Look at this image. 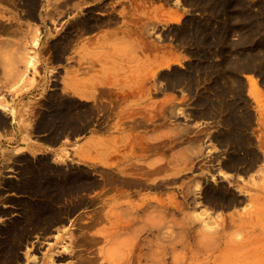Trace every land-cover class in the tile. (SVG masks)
<instances>
[{"label":"rangeland","instance_id":"374dc122","mask_svg":"<svg viewBox=\"0 0 264 264\" xmlns=\"http://www.w3.org/2000/svg\"><path fill=\"white\" fill-rule=\"evenodd\" d=\"M28 1L32 4H28ZM188 1L108 0L105 4L110 3L111 6L104 9L102 3L100 8L93 6L95 3L100 4V0H73L69 2L74 5L68 3L67 7L60 4L62 0H0V232L3 231L0 236L4 233L0 237V242L8 233L9 241L12 243L16 241L13 244L19 241L23 232L29 234L24 237L23 245L18 247L19 249L4 246L2 248L0 244V264H10V261L8 263L1 260L3 256H8V252L11 257L15 255L19 257L17 262L12 260L13 264H42V261L43 264H76L80 254L71 256L75 253L85 254L86 259L95 257L96 261L93 264H264V112H260L264 110V104H257V110L253 112V104L243 97L245 103L233 104L238 118L234 119L235 121L227 112H221L219 115L217 113L218 116L202 113L204 117L201 114L197 92L201 90L206 92L207 96L204 98L206 102L215 100V103L221 105L223 104L221 100L224 101L220 99L222 93L216 87L217 0H204L206 3L202 0L204 2L202 4L199 0H192L193 2L190 0L189 3ZM25 4L28 9L24 7ZM33 4H38L37 13L34 11L35 18L31 16L30 7ZM255 6L257 14L264 16V0H256ZM127 11L130 12L129 19L126 15L122 17ZM110 13L114 14L113 19ZM91 19L100 27L93 26ZM38 20L42 25L33 27L31 23ZM127 20H130V23ZM47 24L53 25L54 29L49 30ZM84 27L87 28L84 30ZM183 28L190 32V35L186 34L192 38L195 36L207 38L208 45L206 41L199 45L197 39L186 40L183 37ZM96 30L101 32L98 37L102 38L100 47L103 49L107 33L116 30L109 36L127 35L125 40L127 42L124 44L119 40L120 42H115L114 48L122 47L128 51L130 79L158 80L159 75L164 78V74L167 78L171 73L174 74L175 70L169 72L173 64L182 69L176 70L177 75H184L185 72H190L189 68H193L191 72L194 75L193 80L200 79L194 82L200 86L194 94L185 87L187 84H178L183 86L182 90L188 95L183 94L186 98H182L176 105L177 123L172 125L176 132L173 130L171 137L178 140L187 138H183L181 143L162 146L160 156L157 154V162L153 160L152 140L151 136H148V133H151L149 127L152 126V105L148 106L150 109L148 113L134 110L129 112L128 118L117 120L116 108L101 96L93 106H80L69 96L73 89L70 82L71 72L64 75L62 89L33 88L31 83L34 82H27L30 70L41 78L42 67H46L54 60L51 46H54L55 54L62 62L61 54L69 53L66 57L69 66L66 68H71L70 64L74 62L87 63L83 56L79 61V52L73 54L71 48L80 40L88 39L89 33L94 31L96 33ZM170 33L172 35L169 40ZM174 34L182 45L177 47L176 56H170L169 46L171 45L173 51ZM155 47H160V54ZM202 49L207 52L206 56L200 55L199 50L203 51ZM46 54L49 57H45ZM201 57H204V60ZM199 60L206 64L201 70H197ZM103 64L105 65L104 57L96 58L92 67L98 71ZM146 65L148 66L146 69L153 70L142 71ZM105 75L104 71L95 77L98 84H102ZM138 106L130 104L131 109H137ZM196 111L197 113H194ZM238 114H241V118ZM75 118L80 119L83 124L78 125L79 129L75 123H71ZM182 120L186 121L185 125H179ZM89 125L95 126L99 131L112 129L113 133H128L120 138L113 137V142L107 144L106 151L102 153L101 150L96 151L94 154L96 158L92 160L81 157L79 148L65 149L64 154L58 159L62 165L69 164L73 169H77L74 173L68 170L64 172L62 167L55 166L52 167V176L43 178L42 175L48 172L46 168L49 165L45 162L47 158L41 157L45 162L42 163L39 161L40 158L33 154V150L31 154L27 152L17 154L25 147L27 149L32 140L38 139L34 136L36 132H47L45 140L57 141L64 134L80 131V128L84 129ZM235 131L244 135L246 143L242 140L237 146L232 140L237 146L233 147L230 138ZM49 133L51 138H48ZM139 138L143 142L142 145L150 142V147H147V144L146 147L141 146ZM132 140L138 141L137 144L134 145ZM136 146L138 148H134ZM143 148L145 150H141ZM137 151L145 153L140 155L141 152ZM115 152L117 156L113 155ZM132 152H137L138 155ZM234 160L239 163H234ZM156 165L163 166L160 167L163 172L148 176V172L151 173ZM37 166L43 168L36 171ZM126 167L129 170L124 171ZM30 172L36 174L32 177ZM139 172L142 174L144 172V175H140ZM16 173L22 175V180H37L36 184L26 187V190L31 188L26 191V195H36V201L19 200L22 203L12 201L14 197L19 199L25 195L15 192L14 187L21 184L15 181L16 176L13 175H17ZM73 177L76 184L63 182L72 181ZM127 178L130 180L127 181ZM43 179H53L58 185L52 189L54 183L41 182ZM8 182L13 184L11 185L13 188H10ZM119 183L120 187L117 186ZM118 187L124 190L120 192ZM54 190L60 191L57 192L59 196L54 194ZM9 193L11 195L5 197ZM40 194L45 197L44 201L40 200L43 198ZM78 194L81 195L80 199H64ZM55 196L58 200L52 198ZM30 202L33 204L29 205ZM34 205H37L36 209ZM66 212H73L76 215H68ZM57 216L62 219H58ZM125 216L133 221H128ZM8 225L13 226L9 228ZM130 241L134 243L130 245ZM23 247L24 249H21ZM64 254L67 259L66 257L64 259ZM34 255L37 256V261ZM132 258H135V261Z\"/></svg>","mask_w":264,"mask_h":264},{"label":"crops","instance_id":"0c3cea01","mask_svg":"<svg viewBox=\"0 0 264 264\" xmlns=\"http://www.w3.org/2000/svg\"><path fill=\"white\" fill-rule=\"evenodd\" d=\"M235 1L236 2H234V0H223L222 3L225 2L224 4L221 2L217 4L216 29L218 30L216 31V51L218 49V53L216 55L215 69L216 87L218 91L223 94L222 97L224 100L233 101L234 98L235 101L233 102L236 103L239 101L238 104H241L246 101L243 97L247 98L253 104V112H256V105L259 103L264 104V16L257 14L255 6L256 0ZM31 24L33 27L35 25H42L40 20H38V22L33 21ZM47 28L53 30L54 26L47 24ZM110 29L112 30V28ZM116 30L110 33H114ZM94 32L89 33L88 39L84 41L80 40L71 48L73 54L79 52V61L85 57L83 59L88 61L87 63L77 64L74 62L70 64L71 68H66L67 65L69 66L68 60H66L69 53L61 54L63 58L62 62L55 54L54 46H51L52 58H54V60L49 62L46 67H42L41 78L34 75L33 70H30V76L27 82H34L31 83L33 88H46L48 90L51 88L54 90L62 89L64 87L62 84L64 75L66 72H71V81H69L74 90L72 89V94H69V96L74 98L80 106H93L100 99L97 100V98L101 96L107 103L116 108L117 118L115 119L117 120L128 118L129 112L134 110L148 113L150 111L148 106L152 105V126L149 127V129L151 128V133H148V135H151L153 138L151 141L153 147V160L157 162V154L160 156L162 146L168 144L173 145L176 142L181 143L183 142V138H187L183 137L178 140L177 138H172L171 133L173 130L176 132V130L172 128V125L177 123L176 105L182 98H186L183 94H185V96L188 94L182 90L183 86L175 84L170 78H161V75H159L158 80L153 79L151 81L148 79H130L128 76L129 65L127 64L128 51L122 47L114 48L115 42L121 41L125 44V42H127L125 41L127 35L119 34L115 36L111 34L109 36L110 33H107L104 38L106 41L104 44L105 49H103V47H100L102 38L98 37L101 32H98V30H96V33ZM171 35L170 33L169 40L171 39ZM220 38H222V41L219 40ZM128 39L127 37V40ZM172 39H174V48H172L173 51H171V45L169 46V55L176 56L177 47L182 44L177 40L175 34ZM86 40L88 44L85 45ZM155 48L159 50L158 54H160V47ZM47 56L46 54L45 57ZM102 57H104L105 65L103 64L101 69L97 71L92 67L93 62L96 61V58ZM170 67L172 69L170 68L169 72L173 70H182L175 64ZM146 68H148L147 65L142 71L153 70L151 68ZM104 71L106 72L105 78H103L102 84H98L95 77L98 75L100 76V73ZM33 78H35L34 81ZM91 80L95 82V85L90 83ZM227 89H230L231 92L227 91ZM130 104L139 106L137 109H131ZM260 112H264V110ZM96 118L97 116L94 118L95 121ZM185 120H182L179 125H185ZM191 130L192 129H190V131ZM70 133L71 134L66 133L58 141L52 142L44 139V137L48 135L47 132H36L34 136L38 137V139L32 140V142L28 144L27 149H25V147L22 151L17 152V154L26 152L31 154V150H33V154L36 155V157L44 156V158H47V164H49V166L62 167L64 172L68 170L74 173L76 169H73L72 165H62L58 159L59 156L64 154L65 149L79 148L81 157L92 160L96 158L94 154L98 151L95 142H99L100 145H103L100 146V150L106 151V146H108L107 143L110 142L113 137L120 138V136L126 135L128 132L113 133L112 129L99 131L95 126L89 125L80 132ZM148 146H150V144ZM159 166L160 165H156V169H158ZM156 169L155 167L153 168L155 172H157ZM160 169H158L159 173L161 172ZM155 172L154 175L158 173ZM16 174L17 175L13 176H16V180L22 182V175L19 173ZM35 174L34 172H30V176L32 177ZM50 175L51 171L48 170L42 177L47 178L50 177ZM43 181H45V179L41 182ZM12 193H14V191H12ZM10 195L9 193L5 197H9ZM64 199L77 200L80 199V194L72 197H65ZM73 215H76V213Z\"/></svg>","mask_w":264,"mask_h":264},{"label":"bare ground","instance_id":"6f19581e","mask_svg":"<svg viewBox=\"0 0 264 264\" xmlns=\"http://www.w3.org/2000/svg\"><path fill=\"white\" fill-rule=\"evenodd\" d=\"M69 1L71 2V1H73V0H62V2H61L60 4H61L62 6L65 7L66 5H68V3H70ZM97 1H98V0H97ZM191 1H192V0H191ZM191 1L189 0L188 3L191 2ZM199 1H202V0H199ZM203 1H204V0H203ZM203 1H202L200 4H202V3H204V2L206 3L208 0H207V1H204V2H203ZM221 1H223V0H217L216 2H217V4H218V3H220ZM224 1H225V0H224ZM106 2H108V0H100V4H99V3H95L93 6H94V8H96V7H99V8H100V5L103 4L104 9H107V8H109V7L111 6V4H110V3L105 4ZM143 2H144V1H143ZM192 2H193V1H192ZM227 2H228V1H227ZM234 2H236V1L234 0ZM234 2H233V3H234ZM25 3H26V2H25ZM101 3H102V4H101ZM127 3H128V2H127ZM197 3H198V2H197ZM221 3H222V2H221ZM224 3H225V2H224ZM224 3H222V4H224ZM233 3H232V6H233ZM26 4H27V3H26ZM26 4H25V6H24L25 8H27V7H26ZM28 4H30L29 1H28ZM31 4H32V3H31ZM31 4H30V5H31ZM70 4L74 5L73 3H70ZM80 4H81V3H80ZM92 4H93V3H92ZM98 4H99V5H98ZM104 4H105V5H104ZM208 4H210V2H209ZM214 4H215V3H214ZM236 4H237V3H236ZM17 5H18V4H17ZM19 5H20V4H19ZM19 5H18V6H19ZM23 5H24V3H23ZM192 5H193V4H192ZM27 6H28V5H27ZM203 6H204V4H203ZM207 6H209V5H207ZM215 6H216V4H215ZM37 7H38V4H37V5L33 4V5L30 7V8H32L31 16H33V18H35V16H34V11H35V10H36V13H37V10H38ZM66 7H67V6H66ZM91 7H92V6H91ZM101 7H102V6H101ZM134 7H135V6H134ZM21 8H22V6H21ZM136 8H137V7H136ZM204 8H205V7H204ZM208 8H209V7H208ZM27 9H28V8H27ZM29 10L31 11V9H29ZM93 10H94V9H93ZM30 11H29V12H30ZM108 11H109V10H108ZM111 11H113V10H111ZM29 12H27V13H28V16L30 15ZM113 13H114V12H113ZM122 13H123V11H121V14H122ZM110 14L112 15V16H111V15H110V16H111V18L113 19V18H114V14H112V13H110ZM131 14H133V13H131ZM116 15H118V14H115V16H116ZM125 15H126V18L129 19L130 12L127 11L126 14H123V15H122V17H125ZM133 15H134V14H133ZM131 16H132V15H131ZM37 17H38V16H37ZM37 17H36V18H37ZM120 17H121V16H120ZM122 17H121V18H122ZM31 18H32V17H31ZM91 18H92V17H91ZM131 18H132V17H131ZM137 18H139V17H137ZM191 18H192V17H191ZM96 19H97V18H96ZM96 19H95V20H96ZM109 20H110V19H109ZM114 20H115V19H114ZM203 20H204V19H203ZM89 21H90V20H89ZM100 21H101V20H100ZM129 21H130V20H127V22H129ZM131 21H132V20H131ZM186 21H187V20H186ZM198 21H199V20H198ZM205 21H206V20H205ZM91 22L94 23L93 26H96V25H97V22H96V21L93 22L92 19H91ZM117 22H118V21H117ZM121 22H122V21H121ZM133 22H134V21H132V23H133ZM187 22H189V21H187ZM83 23H84V22H83ZM92 23H91V24H92ZM113 23H114V21H113ZM129 23H130V22H129ZM232 23H233V22H232ZM79 24H80V23H79ZM84 24H85V23H84ZM86 24H87V22H86ZM91 24H90V25H91ZM191 24H192V23H191ZM191 24H190V25H191ZM86 26H87V25H86ZM97 26H99V25H97ZM192 26H193V25H192ZM202 26H203V23H202ZM78 27H79V26H78ZM80 27H81V26H80ZM88 27H89V26H88ZM91 27H92V26H91ZM99 27H100V26H99ZM183 27H185V26H183ZM76 28H77V27H76ZM76 28H75V29H76ZM86 28H87V27H86ZM86 28L84 27V30H85ZM185 28H186V27H185ZM185 28H183V30H184ZM82 29H83V28H81V30H82ZM88 29H89V28H88ZM95 29H96V28H95ZM95 29H94V30H95ZM215 29H216V27H215ZM215 29H214V30H215ZM233 29H234V28H233ZM78 30H80V28H79ZM217 30H218V29H216V31H217ZM76 31H77V30H76ZM86 31H87V30H86ZM88 31H90V30H88ZM188 31H190V30H188ZM199 31H200V30H199ZM201 31H202V30H201ZM201 31H200V32H201ZM79 32H80V31H79ZM191 32H192V31H191ZM196 32H197V31H196V29H195V33H196ZM186 33H188V32H187L186 30H184L183 37H184L186 40H187V39H188V40H189V39H192V40H193V39H197V43H198L199 45H202L203 43H205V41H206V43H207V41H208L207 38H204V39H203V38H199V37L195 36V34H194V36H195L196 38H195V37L192 38L191 36H189V35H190V34H189L190 32L188 33L189 35H187ZM206 33H207V31H206ZM208 33H210V32H208ZM192 34H193V33H192ZM198 34H199V33H198ZM216 34H217V33H216ZM230 34H231V33H230ZM206 35H207V34H206ZM208 35H210V34H208ZM208 35H207V36H208ZM203 36H205V35L203 34ZM223 36H224V35H223ZM223 36H222V37H223ZM218 38H219V37H218ZM221 39H222V38H220L219 40L222 41ZM217 42H218V41H217ZM229 42H230V41H229ZM207 45H208V43H207ZM217 48H218V47H217ZM205 49H206V48H205ZM220 49H221V48H220ZM187 50H188V48H187ZM202 50H203V49H202ZM197 51H198V50H197ZM203 51H204V50H203ZM203 51H200V50H199V53H200V52L203 53V54L200 53V55H201V56H206L205 54H207V52L205 53V51H204V52H203ZM217 51H218V49H217ZM219 51H220V50H219ZM188 52H190V51H188ZM192 52H193V51H192ZM194 52H195V51H194ZM199 53H198V55H199ZM217 53H218V52H217ZM193 55H194V54H193ZM196 55H197V54H196ZM198 57H199V56H198ZM199 58H200V57H199ZM201 58H202V60H204V59H203L204 57H201ZM208 58H209V57H208ZM208 58H207V59H208ZM208 60H210V59H208ZM192 63H193V62H192ZM195 63H196V62H195ZM197 63H198V64H197ZM197 63H196V64L198 65V66H197V67H198L197 70H201V69H203V67H205V65H206V64H204V62L201 61V60H199ZM205 63H206V62H205ZM208 67H209V66H208ZM210 67H211V66H210ZM210 67H209V68H210ZM189 70H190V72H185L184 75H177V74H178V73H177L178 71L175 70L176 72L174 71V74L171 73V74H170L171 76H169V77H167V78H170L171 80H173L175 84H180V85H181V83H182V84H183V83H184V84H187L186 86H185V85H184V86H185V87H188V90L190 91V93H193V94H194V92H196V90L198 89V87H200L199 85H195L194 82H195V81H200V79L197 78V80H193L194 75L191 73L192 70H193V68H192V69L189 68ZM189 70H188V71H189ZM206 70H207V69H206ZM204 71H205V70H204ZM180 72H181V71H180ZM166 73H167V72H166ZM168 73H169V72H168ZM175 73H176V74H175ZM188 73H190V74H188ZM182 74H183V72H182ZM165 75H166V74H164L163 77H166ZM167 76H168V75H167ZM89 80H90V79H89ZM89 80H88V81H89ZM88 81H87V82H88ZM169 81H170V80H169ZM73 82H74V81H73ZM77 82H78V81H77ZM79 82H80V81H79ZM90 83H91L92 85H95V82H94L93 80H91ZM171 83H172V81H171ZM174 83H173V84H174ZM73 84H74V83H73ZM80 84H81V83H80ZM88 84H89V83H88ZM91 84H90V86H91ZM173 84H172V85H173ZM74 85H75V84H74ZM78 85H79V84H78ZM170 85H171V84H170ZM71 86H72V85H71ZM80 86H82V85H80ZM72 87H73V86H72ZM74 87H75V86H74ZM77 87H78V86H77ZM80 88H82V87H80ZM201 88H202V87H201ZM208 88H210V86H208ZM208 88H207V89H208ZM184 89H187V88H184ZM202 89H203V88H202ZM210 89H211V88H210ZM230 89H231V88H230ZM230 89H229V90L227 89V91H230V92H231ZM232 89H233V87H232ZM73 90H74V89H73ZM81 90H82V89H81ZM198 90H199V89H198ZM198 90H197V91H198ZM233 90H234V89H233ZM115 94H116V93H115ZM197 94H199V95H198V98H199V99H197V101L199 100V102H200V104H201V108L199 109L200 112H201V114L203 113V114H206V115L211 116V115H213V114L217 115V113H218V115H219L221 112H223V113H224V112H227V114L229 113L228 115L231 114L229 117H231L232 120H234V119H235V120L238 119V118H236V117H237V114L235 113L236 111H235V108H234V106H233V104H235V102H233V101H235V99H234L233 97H232V98H233V101H230V100L228 101V100H224V98L222 97L223 94H222V96L220 95V96H221L220 99H223L224 101H227V102H224V101L221 100V102L223 103V104H221V105H223V106H221V105H218L217 102L215 103V102H214L215 100H213V101L207 100V102H206L204 98H206L207 95H206V92H203V90H201V92H199V93L197 92ZM234 94H235V93H234ZM121 95H122V94H121ZM236 96H237V95H236ZM232 98H231V99H232ZM236 100H237V98H236ZM238 102H239V101H238ZM238 102H236V105H237ZM219 103H220V101H219ZM216 104H217L218 106H217ZM47 105H48V104H47ZM238 105H239V104H238ZM199 106H200V105H199ZM199 106H198V107H199ZM226 107H227V108H226ZM239 107H240V106H239ZM243 107H244V106H243ZM223 109H224V111H223ZM231 109H232V110H231ZM237 109H238V108H237ZM243 109H246V108H243ZM238 110H239V109H238ZM240 111H241V108H240ZM243 111H244V110H242V112H243ZM246 112H247V111H246ZM194 113H197V111L194 112ZM211 113H212V114H211ZM237 113H239V111H238ZM244 113H245V112H244ZM44 114H45V113H44ZM203 114H202V115H203ZM234 114H235V115H234ZM247 114H248V113H247ZM218 115H217V116H218ZM228 115H227V117H228ZM238 115H239V114H238ZM240 115H241V114H240ZM240 115H239L238 117L241 118ZM195 116H196V114H195ZM203 116H204V115H203ZM242 116H244L243 113H242ZM43 117H44V116H43ZM204 117H205V116H204ZM221 117H222V116H221ZM223 117H224V115H223ZM227 117H226V118H227ZM40 118H41V117H40ZM226 118H223V119H226ZM240 118H239V119H240ZM247 118H248V117H247ZM242 119H244V118H242ZM39 120H40V119H39ZM235 120H234V121H235ZM229 121H230V119H229ZM243 121H244V120H243ZM223 122H224V120H223ZM236 122L241 123L240 121H236ZM245 122H246V121H245ZM71 123H75L77 126H76L75 124H74V125H75L78 129H79V127H80L81 125H83V124L80 122V119H78V118H75V119H74V122L72 121ZM221 123H222V122H221ZM243 123H244V122H243ZM37 124H38V123H37ZM223 124H224V123H223ZM225 124H226V121H225ZM228 124H229V123H228ZM241 124H242V123H241ZM40 125H41V124H40ZM78 125H80V126H78ZM238 125H240V124H238ZM70 126H71V125H70ZM231 126H233V124H231ZM40 127H41V126H40ZM71 127H72V126H71ZM76 127H75V128H76ZM235 127H236V126H235ZM237 127H238V126H237ZM239 127H240V126H239ZM242 127H243V126H242ZM244 127H245V125H244ZM244 127H243V128H244ZM46 129H47V128H46ZM80 129H81L80 131L83 130V128H80ZM84 129H85V128H84ZM241 129H242V128H241ZM230 130H231V129H230ZM232 130H233V129H232ZM238 130H239V128H238ZM242 130H243V129H242ZM68 131H69V130H68ZM80 131H77V132H80ZM53 132H54V131H53ZM233 132H234V131H233ZM242 132H244V130H243ZM227 133H228V131H227ZM56 134H57V133H56ZM69 134H71V133H69ZM72 134H73V133H72ZM230 134H231V133H230ZM218 135H220V134H218ZM55 136H56V135H55ZM148 136H149V135H148ZM150 136H151V135H150ZM223 136L225 137V135H223ZM223 136H222V138H223ZM243 136H244V135H242V133H240V132L238 133L237 131H235V133L231 134V138H230V140H231V142H232V140H233V142H236V144H237V143L239 144L242 140H243V141H242L243 143H246V138H244ZM49 137H50V133H49L48 138H49ZM56 137H57V136H56ZM151 137H152V136H151ZM151 137H150V140L153 139V138L151 139ZM215 137H216V136H215ZM218 137H219V136H218ZM227 137H228V136H227ZM229 137H230V136H229ZM242 137H243V138H242ZM46 138H47V137H46ZM50 138H51V137H50ZM222 138H221V140H223ZM145 139H146V138H145ZM216 139L218 140V139H220V138H216ZM228 139H229V138H228ZM228 139H227V140H228ZM53 140H54V139H53ZM137 140H138V139H137ZM139 140H140L139 142H140V144H141L142 141H141L140 138H139ZM147 140H149V139H147ZM221 140H220L219 142H221ZM49 141H51V140H49ZM57 141H58V140H57ZM126 141L128 142V139H127ZM143 141H144V140H143ZM52 142H53V141H52ZM112 142H113V140H111V141L108 142L107 144H110V143H112ZM129 142H130V141H129ZM132 142L134 143V145H136L138 141L136 142V141H133V140H132ZM132 142H131V143H132ZM228 142H229V140H228ZM231 142H230V144L233 143V142H232V143H231ZM149 143H150V142H149ZM222 143H223V141H222ZM224 143L226 144V142H224ZM142 144H143V142H142ZM142 144H141V146H145L147 143L144 144V145H142ZM225 144H224V145H225ZM230 144L228 143V145H230ZM238 144H237V146H238ZM240 144H241V143H240ZM95 145L97 146V150H100L99 148H100L101 145L99 144V142H95ZM127 145H128V144H127ZM129 145H130V143H129ZM148 145H149V144H148ZM146 146H147V145H146ZM146 146H145V147H146ZM225 146H226V145H225ZM237 146H235L234 143H233V147H237ZM127 147H128V146H127ZM138 147H139V143H138ZM138 147L136 146V147H134V148H138ZM147 147H150V146H147ZM151 147H152V146H151ZM152 148H153V147H152ZM128 149H129V147H128ZM150 149H151V148H150ZM233 149H235V148H233ZM114 150H116V149H114ZM134 150H135V149H134ZM134 150H133V151H134ZM139 150H140V149H139ZM141 150H144V148L141 149ZM152 150H153V149H152ZM240 150H241V149H240ZM102 151H104V150H101V153H102ZM148 151H149V148H148ZM113 152H114V151H113ZM137 152H138V151H137ZM137 152H136V153H135V152H134V153L132 152V153H133V154H137ZM140 152H141V151H140ZM140 152H138V153H140ZM146 152H147V149H146ZM144 153H145V152H144ZM144 153L141 152L140 155H144ZM111 154H112V153H111ZM116 154H117V153L115 152V154H113V155H116ZM100 155L104 156L103 154H100ZM113 155H110V156H113ZM137 155H138V154H137ZM237 155H239V154H237ZM116 156H117V155H116ZM43 157H44V156H43ZM38 158H40L39 161L41 160L42 163L44 162V161L41 159V157H38ZM235 158H236V157H235ZM113 160H114V159H113ZM227 160H228V159H227ZM229 160H230V159H229ZM235 160H236V159H235ZM235 160H234V161H235ZM137 161L139 162V160H137ZM240 161H241V160H240ZM242 161H243V160H242ZM45 162H46V164H47V161H45ZM45 162H44V163H45ZM138 162H137V163H138ZM141 162H143V161L141 160ZM231 162H232V161H231ZM237 162H238V161H237ZM237 162L235 161L234 163H237ZM31 163H32V162H31ZM48 163H49V162H48ZM232 163H233V162H232ZM238 163H239V162H238ZM46 164H45V165H46ZM132 164H133V163H132ZM140 164H142V163H140ZM32 165H35V164H32ZM48 165H49V164H48ZM129 165H130V164H129ZM134 165H135V164H134ZM142 165H144V164H142ZM229 165L231 166V164H229ZM235 165L237 166L238 164H235ZM27 166H29V165H27ZM27 166H26V167H27ZM225 166L227 167V165H225ZM52 167H53V166H50V168H49V166H48L46 169H48L49 171L53 172V168H52ZM127 167H128V166H127ZM127 167L124 168V171L129 170V169H127ZM133 167H134V166H133ZM141 167H142V166H141ZM149 167H150V166H149ZM154 167H155V166H154ZM159 167L162 168L163 166H159ZM159 167H158V169H160ZM28 168H30V167H28ZM42 168H43V167H38V166H37L36 171L41 170ZM54 168H55V167H54ZM143 168H144V167H143ZM151 168H152V167H151ZM145 169H147V168L145 167ZM155 169H156V167H155ZM158 169H156V171L159 173V170H158ZM26 170H27V169H26ZM30 170H31V169H30ZM30 170H29V171H30ZM76 170H77V169H76ZM131 170H132V169H131ZM136 170H137V169H136ZM160 170H162V169H160ZM22 171H24V170H22ZM22 171H21V172H22ZM36 171H35V172H36ZM139 171H141V170H139ZM71 172H72V171H71ZM75 172H76V171H75ZM133 172H134V169H133ZM145 172L147 173V171H145ZM154 172H155V170H152L151 173H148L149 175H148V174H147V175H148V176H150L151 174L154 175ZM157 172H155V173H157ZM162 172H163V171H162ZM162 172H161V173H162ZM139 173H140V172H139ZM19 174H20V173H19ZM19 174H18V175H19ZM137 174H138V173H137ZM116 175H118V174H116ZM140 175H144V172H143V174L140 173ZM147 175H146V176H147ZM51 176H52V175H50V177H51ZM114 177H116V176H114ZM119 177H120V176H119ZM121 177H122V176H121ZM125 178H126V176H125ZM15 179H16V178H15ZM122 179H123V177H122L120 180H122ZM133 179H134V178H133ZM133 179H132V180H133ZM138 179H139V178H138ZM140 179H141V178H140ZM115 180H116V179H114V181H115ZM117 180H119V179H117ZM129 180H130V179H129ZM129 180H128V178H127V181H129ZM136 180H137V179H136ZM15 181H16V182H19V180H15ZM20 181H21V180H20ZM36 181H37L36 179H33V180H31V179H29V180H24V179H23V181L20 182L21 184H19V185H18V184H17V185L15 184V185H16V186L14 187L15 192H16V193H21V194L24 193L25 195H23V197H21V198H19V199H17V197H14L12 201H15V202L17 201V202H18L19 200H27V201H32V202H33V201L36 199V195H33L32 193H31V194H32L31 196H30L29 194H28L29 196L26 195V191H28L29 189L31 190L30 187L28 188V190H26V187H28V185L36 184V183H35ZM40 181H41V180H40ZM45 181H46V183H49V184L54 183V187H52V189L55 188L56 185H58L57 183H55V180H53V179H48V181H47V180H45ZM111 181H112V180H111ZM114 181H112V182H114ZM138 181H139V180H138ZM141 181H142V180H141ZM143 181H144V179H143ZM63 182H64V183H70V182H71L72 185L76 184V181L74 180V177L72 178V181H67V180H66V181H63ZM112 182H110V183H112ZM124 182H125V180L123 181V183H124ZM135 182H136V181H135ZM139 182H140V181H139ZM6 183H7V182H6ZM115 183H116V182H115ZM115 183H114V184H115ZM121 183H122V182H121ZM141 183H142V182H141ZM144 183H145V182H144ZM158 183H159V182H158ZM114 184L112 185V186H113L112 188L115 187ZM116 184H117V183H116ZM119 184H120V183H119ZM136 184H137V183H136ZM142 184H143V183H142ZM142 184H141V185H142ZM8 185L10 186V188H13V187L11 186V185H13L12 183H9V182H8ZM93 185H94V184H93ZM122 185H123L122 187H124V184H122ZM125 185H126V184H125ZM131 185H132V184H131ZM134 185H135V183H134ZM141 185H140V186H141ZM158 185H159V184H158ZM9 186H8V187H9ZM66 186H67V185H66ZM94 186H95V185H94ZM117 186L120 187L121 184H120V185H117ZM138 186H139V185H138ZM156 186H157V184H156ZM161 186H162V185H161ZM43 187H44V185H43ZM50 187H51V186H50ZM50 187H49V189H50ZM57 187H58V186H57ZM119 187H118V188H119ZM122 187H121V188H122ZM127 187H129V186H127ZM133 187H134V186H133ZM135 187L137 188V186H135ZM135 187H134V188H135ZM142 187H143V185H142ZM41 188H42V187H41ZM46 188H47V187H46ZM59 188H61V187H59ZM59 188H58V189H59ZM75 188H76V187H75ZM121 188H119V189H120V192H122V190H124V189L121 190ZM130 188H131V187H130ZM136 188H135V189H136ZM68 189H69V188H68ZM72 189H74V188H72ZM110 189H111V188H110ZM116 189H117V187H116ZM131 189H133V188H131ZM33 190H34V189H33ZM47 190H48V188H47ZM47 190H46V191H47ZM56 190H57V189H56ZM60 190H61V189H60ZM76 190H77V189H76ZM129 190H130V189H129ZM42 191H43V189H42ZM52 191H53V190H52ZM52 191H51V192H52ZM114 191H115V190H114ZM117 191H119V190H117ZM43 192H44V191H43ZM54 192H55L54 194H56V195L59 196V194H57L58 191H55V190H54ZM59 192H60V191H59ZM59 192H58V193H59ZM112 192H113V191H112ZM125 192H126V191H125ZM125 192H124V193H125ZM33 193H34V192H33ZM46 193H47V192H46ZM49 194H50V193H49ZM49 194H48V195H49ZM126 194H127V193H126ZM216 194H217V193H216ZM218 195H219V194H218ZM40 196L43 197V198H41L40 200H43V201H44V200H45V197H44L43 195H41V194H40ZM50 196H52V195H50ZM65 196H66V195H65ZM80 196H81V195H80ZM116 196H117V195H116ZM219 196H220V195H219ZM219 196H217V198H218ZM63 197H64V196H63ZM63 197H62V198H63ZM68 197H70V196H68ZM119 197H120V196H119ZM221 197H222V195H221ZM52 198L58 200V197L56 198V196H55V197H52ZM47 199H48V198H47ZM54 199H53V200H54ZM83 199H84V198H83ZM219 199H220V198H219ZM10 200H11V199H10ZM40 200H39V201H40ZM49 200H50V199H49ZM57 200H55L56 203H57ZM35 201H36V200H35ZM19 202H21V201H19ZM23 202H24V201H23ZM32 202H30L29 205H30V204H33ZM50 202H51V201H50ZM21 203H22V202H21ZM39 203H40V202H39ZM79 203H80V202H79ZM18 204H19V203H18ZM44 204H45V203H44ZM48 204H49V203H48ZM49 205H50V204H49ZM52 205H53V204H52ZM31 206H33V205H31ZM34 206H35V209H36V206H37V205H34ZM39 206H40V204H39ZM24 207H25V206H24ZM29 207H30V206H29ZM55 207H56V206H55ZM73 207H74V206H73ZM26 208H28V206H27ZM40 208H41V207H40ZM35 209H34V210H35ZM42 209H43V208H42ZM42 209H41V210H42ZM46 209H47V208H46ZM56 209H57V208H56ZM63 209H64V208H63ZM21 210H22V209H21ZM41 210H40V211H41ZM44 210H45V209H44ZM58 210H60V209H58ZM131 210H132V209H131ZM37 211H38V208H37ZM46 211H47V210H46ZM55 211H56V210H55ZM132 211H134V210H132ZM136 211H137V210H136ZM31 212H32V211H31ZM33 212H34V211H33ZM38 212H39V211H38ZM41 212H42V211H41ZM21 213H22V212H21ZM39 213H40V212H39ZM46 213H47V212H46ZM50 213H51V212H50ZM54 213H56V212H54ZM63 213H64V212H63ZM66 213H67L68 215L73 214V212H72V213H70V212H66ZM66 213H65V214H66ZM69 213H70V214H69ZM114 213H115V212H114ZM134 213H135V212H134ZM52 214H53V212H52ZM57 214H58V213H57ZM60 214H61V212H60ZM60 214H59V215H60ZM65 214H64V215H65ZM117 214H118V213H117ZM131 214H132V213H131ZM43 215H44V214H43ZM45 215H46V214H45ZM124 215H126V214H124ZM36 217H37V216H36ZM58 217H59V216H57V218H58ZM60 217H62V215H60ZM119 217H120V216H119ZM127 217H128V216H125V218H127ZM54 218H56V217H54ZM57 218H56V219H57ZM123 218H124V216H123ZM123 218H122V219H123ZM43 219H44V218H43ZM47 219H50V218H47ZM56 219H55V220H56ZM58 219H62V218H58ZM58 219H57V220H58ZM128 219H129V218H127V220H128ZM51 220H52V218H51ZM53 220H54V219H53ZM53 220H52V221H53ZM57 220H56V221H57ZM124 220H126V219H124ZM130 220H132V219L130 218ZM130 220H128V221H130ZM132 221H133V220H132ZM134 221H135V219H134ZM40 222H41V221H40ZM44 222H46V221L44 220ZM50 222H51V221H50ZM54 222H55V221H54ZM47 223H48V222H47ZM131 223H132V222H131ZM10 224H11V222H10ZM127 224H129V222H127ZM131 225H132V224H131ZM8 226H9V225H8ZM8 226H7V227H8ZM11 226H13V225H11ZM11 226H9V228H10ZM0 228H1V227H0ZM14 228H16V227H14ZM17 228H18V227H17ZM23 229H24V228H23ZM7 230H8V229H7ZM14 230H15V229H14ZM14 230H13L12 232H14ZM20 230H21V229H20ZM24 230H26V229H24ZM42 230H44V228H43ZM132 230H133V229H132ZM136 230H137V229H136ZM9 231H10V230H9ZM9 231H8V232H9ZM26 231H27V230H26ZM46 231H47V229H46ZM126 231H127V230H126ZM1 232H3V231L1 230ZM1 232H0V233H1ZM4 232H5V231H4ZM19 232H21V231H19ZM134 232H135V231H134ZM77 233H78V232H77ZM82 233L84 234V232H82ZM3 234H4V233H3ZM3 234H1V236H2ZM8 234H10V233H8ZM8 234H6V238H5V236H4V240H3V239L1 240V242H0L1 247L4 246V247H6V248H11V247H13V248H14V247H15V248H18V247H20V246L23 245V242H24L23 239H25L24 237L27 236V235H29L28 233H27V235H26V234H24V232H23L22 234H20V239H19V241H17L16 244H13V243H15L16 241L13 242V243H12L11 241H9V239H8ZM23 234H24V236H23ZM41 234H42V233H41ZM44 234H45V232L43 233V235H44ZM87 234H88V233H87ZM124 234H126V233H124ZM132 234H133V233H132ZM135 234H136V233H135ZM135 234H134V235H135ZM32 235H33V234H32ZM101 235H102V234H101ZM120 235H121V234H120ZM122 235H123V234H122ZM127 235H129V233H128ZM1 236H0V237H1ZM78 236H79V235H78ZM84 236H85V238H87V237H86V236H87L86 234H85ZM9 237H10V236H9ZM11 237H13V236H11ZM82 237H83V236H82ZM126 237H127V236H126ZM134 237H135V236H134ZM203 237H204V236H203ZM79 238H80V236H79ZM92 238H93V237H92ZM102 238H103V237H102ZM102 238H100V239H102ZM115 238H116V237H115ZM124 238H125V235H124ZM28 239H29V238H28ZM90 239H91V238H90ZM94 239H95V238H94ZM97 239L99 240L98 237H97ZM97 239H96V240H97ZM118 239H119V238H118ZM88 240H89V239H88ZM25 241H26V240H25ZM90 241H91V240H90ZM99 241H101V240H99ZM79 242H80V241H79ZM83 243H84V242L82 241L81 244H83ZM85 243H86V242H85ZM89 243H90V242H89ZM122 243H123V241H122ZM128 243H129V242H128ZM132 243H134V242H133V241H132V242L130 241V245H131ZM77 245H78V244H77ZM77 245H76V246H77ZM85 245H86V244H85ZM122 245H123V244H122ZM126 245H128V244H126ZM34 246H35V244H34ZM38 246H39V245H38ZM79 246H81V245H79ZM90 246H91V245H90ZM4 247H2V248H4ZM87 247H88V244H87ZM38 248H39V247H38ZM64 248H65V247H64ZM85 248H86V247H85ZM125 248H127V247H125ZM18 249H19V248H18ZM18 249H17V250H18ZM21 249H24V247L21 248ZM67 249H69V248H67ZM70 249H71V248H70ZM87 249L89 250V248H87ZM7 250H8V249H7ZM12 250H13V249H12ZM17 250H16V252H19V251H17ZM37 250H38V249H37ZM47 250H48V249H47ZM122 250L124 251V249H122ZM1 251H2V250H1ZM65 251H67V250H65ZM72 251H73V250H72ZM72 251H71V252H72ZM79 251H81V250H79ZM86 251H87V250H86ZM123 251H122V252H123ZM14 252H15V249H14ZM46 252H47V251H46ZM69 252H70V251H69ZM82 252H83V249H82ZM117 252H119V250H118ZM117 252H115V253L117 254ZM6 253H7V252H6ZM8 253H9V252H8ZM8 253H7L8 256H3V257L1 258V260H2L3 262H8V263H9V261H10V264H13V263H12V260H13V262H17V261H18L19 257H17V255L11 257V256H10L11 254L9 253V254H10V255H9ZM43 253H44V252H43ZM65 253H66V252H65ZM72 253H74V252H72ZM87 253H88V252H87ZM91 253H92V252H91ZM110 253H111V251H110ZM112 253H113V252H112ZM112 253H111V254H112ZM136 253H137V252H136ZM15 254H17V253H15ZM69 254H70V253H69ZM69 254H68V255H69ZM76 254H80L79 260L77 259L78 262L76 261V262H77L76 264H82V262H83V263L86 262V263H92V264H93V262L95 263V261H96V258H95V257H93V258H92V257H88L87 259L84 258V255H85L84 253H83L84 255H81V253H75V254H72L71 256L76 255ZM89 254H90V253H89ZM116 254H115V255H116ZM4 255H5V254H4ZM13 255H14V254H13ZM20 255H22V254H20ZM29 255H30V254H29ZM129 255H130V254H129ZM149 255H150V254H149ZM18 256H19V254H18ZM34 256H36V255H34ZM34 256H33V258H34ZM42 256H43V254H42ZM44 256H45V255H44ZM57 256H58V255H57ZM120 256H121V255H120ZM126 256H127V255H126ZM0 257H1V255H0ZM53 257H54V256H53ZM58 257H59V256H58ZM65 257H66V259H67V256L64 254V259H65ZM69 257H70V256H69ZM76 257H77V256H76ZM86 257H87V256H86ZM109 257H110V256H109ZM116 257H117V255H116ZM124 257H125V255H124L122 258H124ZM134 257H135V255H134ZM136 257H137V254H136ZM154 257H155V256H154ZM23 258H24V257H23ZM27 258H28V257H27ZM39 258H40V257H38V259H39ZM43 258L46 259V257H43ZM50 259H51V258H50ZM59 259H60V258H59ZM111 259H112V257H111ZM119 259H121V258L119 257ZM127 259H128V258H127ZM132 259H133V258H132ZM134 259H135V258H134ZM134 259H133V260H134ZM16 260H17V261H16ZM20 260H21V259H20ZM23 260H24V259H23ZM39 260H40V259H39ZM43 260H44V259H43ZM56 260H57V258H56ZM56 260H54V262H55ZM61 260H62V259H61ZM121 260H123V259H121ZM136 260H137V259H136ZM32 261H33V260H32ZM36 261H37V256H36ZM58 261H60V260H58ZM134 261H135V260H134ZM33 262H35V261H33ZM45 262H46V261H45ZM30 263H31V262H30ZM114 263H115V262H114ZM131 263H132V262H131ZM135 263H136V262H135ZM5 264H6V263H5ZM16 264H17V263H16ZM42 264H43V261H42ZM115 264H117V263H115ZM133 264H134V263H133Z\"/></svg>","mask_w":264,"mask_h":264}]
</instances>
